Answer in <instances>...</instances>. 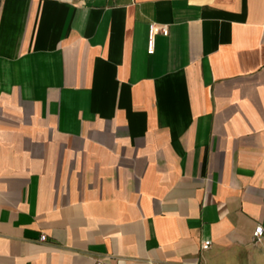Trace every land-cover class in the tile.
Masks as SVG:
<instances>
[{
	"label": "crops",
	"instance_id": "1",
	"mask_svg": "<svg viewBox=\"0 0 264 264\" xmlns=\"http://www.w3.org/2000/svg\"><path fill=\"white\" fill-rule=\"evenodd\" d=\"M259 226L264 0H0V264H264Z\"/></svg>",
	"mask_w": 264,
	"mask_h": 264
},
{
	"label": "built area",
	"instance_id": "2",
	"mask_svg": "<svg viewBox=\"0 0 264 264\" xmlns=\"http://www.w3.org/2000/svg\"><path fill=\"white\" fill-rule=\"evenodd\" d=\"M169 27L166 25H160L156 23H152L149 26V38H148V52L150 54H153L155 52V38L158 34H162L163 36L169 35ZM263 236H264V228L263 226H259L256 231L254 232L253 240L255 243L259 244L263 242ZM47 236L42 235L41 241H47ZM211 247V242L206 241L202 243V249L207 250ZM95 264H102V261H96Z\"/></svg>",
	"mask_w": 264,
	"mask_h": 264
}]
</instances>
